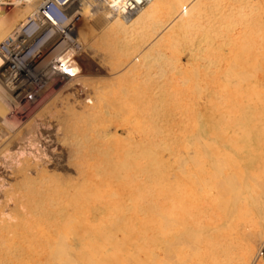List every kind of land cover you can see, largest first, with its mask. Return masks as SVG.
I'll return each instance as SVG.
<instances>
[{
	"label": "bare ground",
	"instance_id": "6f19581e",
	"mask_svg": "<svg viewBox=\"0 0 264 264\" xmlns=\"http://www.w3.org/2000/svg\"><path fill=\"white\" fill-rule=\"evenodd\" d=\"M24 1L0 7V264H262L264 8L73 0L76 46L18 62Z\"/></svg>",
	"mask_w": 264,
	"mask_h": 264
},
{
	"label": "built area",
	"instance_id": "2783aa9c",
	"mask_svg": "<svg viewBox=\"0 0 264 264\" xmlns=\"http://www.w3.org/2000/svg\"><path fill=\"white\" fill-rule=\"evenodd\" d=\"M147 1L148 0H119V3L117 4V0H111L109 9L114 15L127 19L135 15L147 3ZM22 2H24V0H0V7ZM73 4V0H44L39 12L40 15L45 18V21L40 25L34 26L33 21L29 20L28 23L22 27V39L24 43L26 41V46L18 55H12V57L18 62H22L24 58L33 54L37 50L40 40L46 44L52 41V43L55 42V45L63 42L65 44L70 43L73 46H76V32L79 14L77 13V9L71 11ZM114 4H116L115 7H113ZM71 29L75 32L74 36L71 33ZM40 33H42L41 39L29 46L31 38ZM12 48L13 47L9 45L8 41L1 42L0 54L2 56H10V50ZM68 60L69 57L60 61L59 64L63 65Z\"/></svg>",
	"mask_w": 264,
	"mask_h": 264
},
{
	"label": "rangeland",
	"instance_id": "374dc122",
	"mask_svg": "<svg viewBox=\"0 0 264 264\" xmlns=\"http://www.w3.org/2000/svg\"><path fill=\"white\" fill-rule=\"evenodd\" d=\"M243 4H246V5H250L251 4V6H255L256 8H254L253 7V10L255 11V13H257V10L259 11V8H260V10L262 9V8H264L263 6H264V4L262 5L261 3H260V1L261 2H264L263 0H258L259 2H257L256 0H253V1H255V2H252V0H246L247 2H245L244 0H240ZM250 1V2H249ZM25 2V1H24ZM24 2H22V3H15V4H13V5H9V6H3L1 9H2V13H3V15H4V18L6 19V20H13V21H15L16 23H19L20 22V18L19 17H17L20 13H22L23 12V10H24V8H25V3ZM247 3H249V4H247ZM252 3H254V4H261L260 6L261 7H259V5L258 6H256V5H254V4H252ZM242 4V5H243ZM252 10V9H251ZM250 10V11H251ZM251 11V12H249L248 10H245V12L247 11V14H249V13H251V15L249 14V17L250 18H254L255 16H256V14H254V11ZM263 10V12H264V9H262ZM249 12V13H248ZM252 14H254V15H252ZM254 16V17H253ZM18 18V19H17ZM91 22H92V24H91ZM91 22H90V20H89V22L88 23H86L85 25H83V30L82 31H84L85 33L83 34V36H79V39L81 40V42L83 43V44H85L86 46H88L89 45V43H91V40H89V43H88V38H86V37H90L91 35H88L89 34V30L88 29H90V31H92L93 32V30L95 29V27H96V24L91 20ZM28 23V22H27ZM27 23H25V25L27 24ZM90 23V24H89ZM81 23H80V21L78 20V22H77V29H81L80 27H82V25H80ZM89 24V25H88ZM24 25V26H25ZM34 25V24H33ZM86 25H88V26H90V25H92V28H91V26H90V28L88 27V26H86ZM231 25V24H230ZM23 26V27H24ZM35 26V25H34ZM229 26V25H228ZM86 28H88V29H86ZM86 31H85V30ZM93 29V30H92ZM22 30V29H21ZM88 30V31H87ZM263 30H264V28H263ZM95 31V30H94ZM91 32V33H92ZM90 33V34H91ZM76 35H77V32H76ZM84 35H85V37H84ZM41 36H42V33H40V34H38L37 36H35V37H33V38H31V40L29 41V46L30 45H32V44H34L36 41H39L40 39H41ZM84 39V40H83ZM85 39H87L86 41H85ZM2 42H4V40L2 41ZM86 42V43H85ZM61 43V42H60ZM60 43L59 44H57V45H60ZM57 45H55V42H53L52 43V41L51 42H49V43H45V46H47L48 47V52H50V51H52V49L55 47V46H57ZM92 48V47H91ZM54 55V54H53ZM51 56V55H50ZM184 59H185V57H183V61H184ZM184 62H186V59H185V61ZM4 78H8V74H5V76H4ZM201 84L203 85V83L201 82ZM28 108V110H29V108L30 107H27ZM47 114V112H46V110H43V111H38V112H36L35 111V114L33 115V117H31V120L29 121V124H30V126L32 125V129H33V132L32 133H29V134H26L25 135V137H27L28 135L29 136H31L32 134H34V132L36 131V129H40V125L42 126V123H45L46 121H44V120H47V119H45V117H44V115H46ZM38 118H40V119H38ZM43 118H44V120H43ZM18 117L17 118H15L13 121L14 122H16V121H18ZM201 119H202V114H200V115H198L197 116V120L196 121H201ZM28 124V125H29ZM46 124V123H45ZM44 124V125H45ZM34 125V126H33ZM38 126V127H37ZM31 134V135H30ZM26 138H24V140H25ZM4 165V163H3V161H1L0 160V166H3ZM1 181V180H0ZM261 259H262V254H261ZM259 261V258H258V260L256 261V262H258Z\"/></svg>",
	"mask_w": 264,
	"mask_h": 264
},
{
	"label": "crops",
	"instance_id": "0c3cea01",
	"mask_svg": "<svg viewBox=\"0 0 264 264\" xmlns=\"http://www.w3.org/2000/svg\"><path fill=\"white\" fill-rule=\"evenodd\" d=\"M261 254H262V264H264V243H263V246L261 248Z\"/></svg>",
	"mask_w": 264,
	"mask_h": 264
},
{
	"label": "clouds",
	"instance_id": "9594fccd",
	"mask_svg": "<svg viewBox=\"0 0 264 264\" xmlns=\"http://www.w3.org/2000/svg\"><path fill=\"white\" fill-rule=\"evenodd\" d=\"M118 3H119V0H117V4H118ZM115 6H116V4L113 5V7H115Z\"/></svg>",
	"mask_w": 264,
	"mask_h": 264
}]
</instances>
